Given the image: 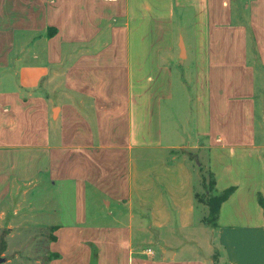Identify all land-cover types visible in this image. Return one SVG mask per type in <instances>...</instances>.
Instances as JSON below:
<instances>
[{"label":"crops","instance_id":"1","mask_svg":"<svg viewBox=\"0 0 264 264\" xmlns=\"http://www.w3.org/2000/svg\"><path fill=\"white\" fill-rule=\"evenodd\" d=\"M21 190L47 264H264V0H0V225Z\"/></svg>","mask_w":264,"mask_h":264},{"label":"rangeland","instance_id":"2","mask_svg":"<svg viewBox=\"0 0 264 264\" xmlns=\"http://www.w3.org/2000/svg\"><path fill=\"white\" fill-rule=\"evenodd\" d=\"M185 27L188 28L189 25L185 24ZM185 27L184 29H186ZM199 160L201 159L196 158L193 161L195 168L200 167L201 178L200 183H198V199L206 203L211 195V175L208 170L202 168ZM52 191L44 190V194H37L35 198L37 200L48 199L47 192ZM27 196H29L28 192L25 193L21 190L3 205L6 212L0 225V264H47L46 246L50 238V228L41 222L44 220V222L52 223L57 218V215L52 214L55 202L53 203L50 199L49 203L46 204L48 208L40 213L36 209H29ZM203 218H207V212ZM201 230L199 239H203L205 237L203 233H208L209 229L206 227ZM166 231L164 230L163 233ZM165 236H168L170 243L175 245L184 243V236L190 238L187 231L177 228L173 230V233H166ZM158 243L153 238L152 245L158 246ZM189 244L195 248L196 252H199L200 249L195 242H189Z\"/></svg>","mask_w":264,"mask_h":264},{"label":"trees","instance_id":"3","mask_svg":"<svg viewBox=\"0 0 264 264\" xmlns=\"http://www.w3.org/2000/svg\"><path fill=\"white\" fill-rule=\"evenodd\" d=\"M211 183L213 185V177L212 176H211ZM232 190H233V186L222 190L217 195H210L208 197L209 201L206 202V204L208 206V213H207V218L204 219V221L206 223H209V224L215 223V219L217 216V212H218V208H219L220 203L228 197V195L231 193ZM258 201L261 204V206L263 207V213H264V202L260 196L258 197Z\"/></svg>","mask_w":264,"mask_h":264},{"label":"built area","instance_id":"4","mask_svg":"<svg viewBox=\"0 0 264 264\" xmlns=\"http://www.w3.org/2000/svg\"><path fill=\"white\" fill-rule=\"evenodd\" d=\"M145 251H146L148 254H152V253H153V251H152V249H151L150 247L146 248Z\"/></svg>","mask_w":264,"mask_h":264}]
</instances>
